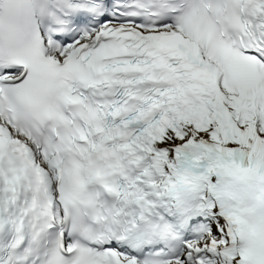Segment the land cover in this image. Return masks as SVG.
Listing matches in <instances>:
<instances>
[{
    "label": "snow or ice",
    "instance_id": "1",
    "mask_svg": "<svg viewBox=\"0 0 264 264\" xmlns=\"http://www.w3.org/2000/svg\"><path fill=\"white\" fill-rule=\"evenodd\" d=\"M0 264H264V0H0Z\"/></svg>",
    "mask_w": 264,
    "mask_h": 264
}]
</instances>
